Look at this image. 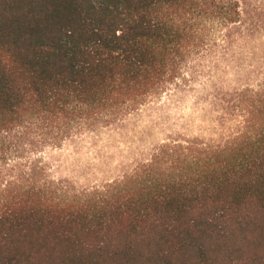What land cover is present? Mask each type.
Returning <instances> with one entry per match:
<instances>
[{
	"label": "trees",
	"instance_id": "16d2710c",
	"mask_svg": "<svg viewBox=\"0 0 264 264\" xmlns=\"http://www.w3.org/2000/svg\"><path fill=\"white\" fill-rule=\"evenodd\" d=\"M240 0H0V264H264V87L225 143L95 187L49 153L251 38Z\"/></svg>",
	"mask_w": 264,
	"mask_h": 264
},
{
	"label": "rangeland",
	"instance_id": "374dc122",
	"mask_svg": "<svg viewBox=\"0 0 264 264\" xmlns=\"http://www.w3.org/2000/svg\"><path fill=\"white\" fill-rule=\"evenodd\" d=\"M254 35L226 55L187 69L189 77L130 113L118 127L87 133L49 153L56 179L95 187L142 169L171 141L225 143L264 87V0H240Z\"/></svg>",
	"mask_w": 264,
	"mask_h": 264
}]
</instances>
